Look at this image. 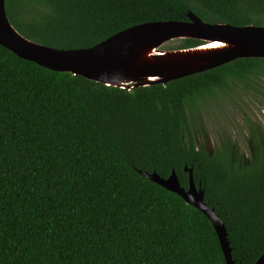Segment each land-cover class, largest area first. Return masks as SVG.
I'll use <instances>...</instances> for the list:
<instances>
[{
	"label": "trees",
	"instance_id": "16d2710c",
	"mask_svg": "<svg viewBox=\"0 0 264 264\" xmlns=\"http://www.w3.org/2000/svg\"><path fill=\"white\" fill-rule=\"evenodd\" d=\"M5 11L21 35L59 49L188 21V12L207 23L264 22V0H5ZM233 86L264 100V58L127 89L0 45V264H225L208 217L139 173L174 170L186 188L185 166L222 221L234 264H253L264 252V139H249L239 156L229 137L209 152L194 134L208 97Z\"/></svg>",
	"mask_w": 264,
	"mask_h": 264
},
{
	"label": "water",
	"instance_id": "95a60500",
	"mask_svg": "<svg viewBox=\"0 0 264 264\" xmlns=\"http://www.w3.org/2000/svg\"><path fill=\"white\" fill-rule=\"evenodd\" d=\"M187 16L188 21H154L133 25L88 47L59 49L21 35L8 20L5 0H0V45L19 58L47 69L79 74L105 85L127 89L151 83H165L213 68L236 57L264 58V25L232 26L222 22H204L192 12H188ZM177 33L185 35L177 36ZM214 34H225L231 38L224 41L223 38H215ZM174 38H195L202 42V46L161 50L162 52L156 53L159 46ZM215 42L223 44L206 47ZM48 53L61 55L53 58ZM160 53L188 54L189 59L178 63L171 61L170 64V60ZM179 66L184 72L168 73L172 70L171 67L176 69ZM149 77L152 79H148ZM184 170L188 173L186 188L180 185L174 170L166 178L160 177L154 171L139 170V173L175 192L186 203L202 211L213 225L225 264H234L222 221L205 200L204 189L200 184H195L192 168L185 166ZM253 264H264V252Z\"/></svg>",
	"mask_w": 264,
	"mask_h": 264
},
{
	"label": "rangeland",
	"instance_id": "374dc122",
	"mask_svg": "<svg viewBox=\"0 0 264 264\" xmlns=\"http://www.w3.org/2000/svg\"><path fill=\"white\" fill-rule=\"evenodd\" d=\"M180 39L184 38L164 42L159 50L179 49L176 47ZM254 94L241 92L233 86L227 92H216L212 99L208 97L201 109L203 123L194 126L197 146L210 152L214 146H220L221 139L229 137L239 150V156L247 155L251 138L249 127L260 125L264 139V100Z\"/></svg>",
	"mask_w": 264,
	"mask_h": 264
},
{
	"label": "bare ground",
	"instance_id": "6f19581e",
	"mask_svg": "<svg viewBox=\"0 0 264 264\" xmlns=\"http://www.w3.org/2000/svg\"><path fill=\"white\" fill-rule=\"evenodd\" d=\"M176 35L177 36H184L185 34L184 33H177ZM214 37L215 38H223L224 41H229L230 38H231V36H228V35H225V34H214ZM222 44L223 43L215 42V43H210L209 45H222ZM170 50H175V49H170ZM177 50H179V49H177ZM162 51H164V50H162ZM162 51L159 50V51H156V53L162 52ZM160 55L161 56H165L168 60H170V64H171V61H176L178 63V62L185 61L186 59H189L188 58V54H171V53L168 54V53H160ZM196 58H198V57H196ZM194 61H196V59ZM170 69H172V70L170 72H168L169 74H171V73H174L175 74V73H182V72H184L181 69V66L177 67L176 69H175V67H171ZM148 79H152V78L149 77Z\"/></svg>",
	"mask_w": 264,
	"mask_h": 264
},
{
	"label": "flooded vegetation",
	"instance_id": "af4514ba",
	"mask_svg": "<svg viewBox=\"0 0 264 264\" xmlns=\"http://www.w3.org/2000/svg\"><path fill=\"white\" fill-rule=\"evenodd\" d=\"M247 130L250 132V134H251V138H252V137H255V136H256L257 138L262 137V132H263V130H262V128H261L260 125H259V127L256 125L255 128L249 127ZM251 138H249V139H251ZM252 139H253V138H252ZM243 155H245V154H243Z\"/></svg>",
	"mask_w": 264,
	"mask_h": 264
},
{
	"label": "snow or ice",
	"instance_id": "6c2138e0",
	"mask_svg": "<svg viewBox=\"0 0 264 264\" xmlns=\"http://www.w3.org/2000/svg\"><path fill=\"white\" fill-rule=\"evenodd\" d=\"M215 46H218V45H206V47H215ZM47 55L50 56V57L56 58V57H59L61 54H58V53H48Z\"/></svg>",
	"mask_w": 264,
	"mask_h": 264
},
{
	"label": "clouds",
	"instance_id": "9594fccd",
	"mask_svg": "<svg viewBox=\"0 0 264 264\" xmlns=\"http://www.w3.org/2000/svg\"><path fill=\"white\" fill-rule=\"evenodd\" d=\"M202 43V42H201ZM201 43L198 45V46H202ZM160 47V46H159ZM159 47H158V50H159ZM196 47V46H195Z\"/></svg>",
	"mask_w": 264,
	"mask_h": 264
}]
</instances>
